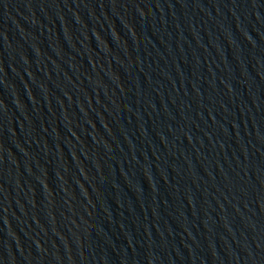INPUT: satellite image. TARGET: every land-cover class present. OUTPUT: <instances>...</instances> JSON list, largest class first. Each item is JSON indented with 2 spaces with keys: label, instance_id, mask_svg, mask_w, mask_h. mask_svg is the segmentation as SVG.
I'll return each instance as SVG.
<instances>
[{
  "label": "water",
  "instance_id": "1",
  "mask_svg": "<svg viewBox=\"0 0 264 264\" xmlns=\"http://www.w3.org/2000/svg\"><path fill=\"white\" fill-rule=\"evenodd\" d=\"M0 264H264V0H0Z\"/></svg>",
  "mask_w": 264,
  "mask_h": 264
}]
</instances>
